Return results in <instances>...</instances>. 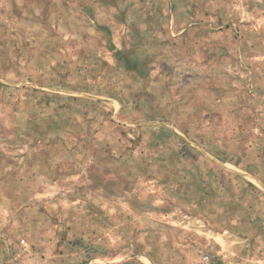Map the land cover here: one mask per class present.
<instances>
[{"label":"rangeland","instance_id":"1","mask_svg":"<svg viewBox=\"0 0 264 264\" xmlns=\"http://www.w3.org/2000/svg\"><path fill=\"white\" fill-rule=\"evenodd\" d=\"M0 264H264V0H0Z\"/></svg>","mask_w":264,"mask_h":264}]
</instances>
